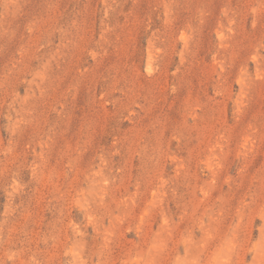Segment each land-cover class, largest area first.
<instances>
[{"label": "rangeland", "instance_id": "374dc122", "mask_svg": "<svg viewBox=\"0 0 264 264\" xmlns=\"http://www.w3.org/2000/svg\"><path fill=\"white\" fill-rule=\"evenodd\" d=\"M0 264H264V0H0Z\"/></svg>", "mask_w": 264, "mask_h": 264}]
</instances>
